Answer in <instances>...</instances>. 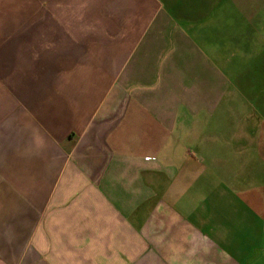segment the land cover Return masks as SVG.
<instances>
[{
  "label": "crops",
  "instance_id": "1",
  "mask_svg": "<svg viewBox=\"0 0 264 264\" xmlns=\"http://www.w3.org/2000/svg\"><path fill=\"white\" fill-rule=\"evenodd\" d=\"M0 264H264V0H0Z\"/></svg>",
  "mask_w": 264,
  "mask_h": 264
}]
</instances>
